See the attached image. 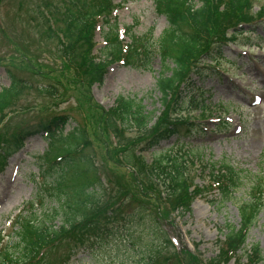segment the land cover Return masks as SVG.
I'll list each match as a JSON object with an SVG mask.
<instances>
[{
	"label": "rangeland",
	"instance_id": "rangeland-1",
	"mask_svg": "<svg viewBox=\"0 0 264 264\" xmlns=\"http://www.w3.org/2000/svg\"><path fill=\"white\" fill-rule=\"evenodd\" d=\"M214 5L219 3L213 0ZM55 0H0V90L10 85L7 71L26 84L19 98L9 108V114L0 125V144L25 126L51 119L54 116L67 115L68 123L63 131L62 140L56 142L51 154L53 158L66 151L65 143H76L78 139L66 137L73 128H79L84 135V151L93 155L101 176L112 191L119 188L128 190L125 209L148 207L160 212L165 209L168 216V229L172 241L177 246L185 245L196 253L203 262H209L219 253L224 236L220 228L227 224L239 225L240 214L237 201L246 200V191L251 178L264 174V25L255 28L249 23L263 18L264 0H250L244 11L250 15V21L223 15L227 9L220 8L217 15L210 9V16H204V26L196 27L201 42L211 46L213 41L222 39L223 56L216 50L211 58H203L206 65L214 67V74L200 77L193 74L190 86H184L181 98L170 101L169 112L179 115L197 125L187 141H178L177 137L163 142L159 147L143 151L149 161L154 155L169 151L185 155L190 161L191 177L195 183L204 184L206 173L198 172L204 165L230 163L245 176V185L240 189L234 201L222 203L217 199V190L196 195L190 214H177L169 205L161 207L156 200L141 198L136 200L138 182L133 170L120 162L117 137L106 128L104 111L115 107L117 98L134 99L144 106L150 116L157 117L163 109L161 93L157 79L163 69L161 58L157 55L149 67L133 66L127 61L110 63L106 73H87L86 66L68 52L64 38L55 31L48 16L47 4ZM212 0H200L198 7L211 6ZM116 9L112 14L117 22L122 47L130 44L128 54L133 47L141 49L135 38L144 43L156 42L168 25V18L157 7L155 0H115ZM189 21H195L192 5L186 6ZM49 23V26H47ZM255 30V34L238 33ZM105 31L98 25L94 32L97 44L95 52L106 50ZM122 51V50H121ZM125 51V49H124ZM140 65V64H138ZM172 66V65H170ZM170 74V73H166ZM43 85H49L57 91L56 95L43 91ZM198 105L204 106L202 109ZM131 116L137 117L132 113ZM149 119L147 114L145 120ZM200 126L205 130H200ZM120 139H134L140 131L136 127L126 126ZM145 142L136 148L144 147ZM49 150V140L44 135L28 139L25 147L9 160L6 170L0 174V234L6 236L13 231L14 217L23 209L24 204L35 197L39 184V165L41 157ZM200 156L202 162L197 160ZM164 187H159L163 189ZM132 197V198H131ZM131 198V199H130ZM147 201V203L144 202ZM39 204V202H38ZM41 207L37 206L38 211ZM109 240V241H108ZM101 249L102 264H120L130 259L123 248L118 247L120 239L109 238ZM259 243L264 249V210L249 231L247 248ZM89 259L91 260L89 262ZM244 260V258H243ZM242 260V261H243ZM39 264H94L87 252H71L68 245L61 243L52 249ZM228 264H237L231 261ZM259 264H264V260Z\"/></svg>",
	"mask_w": 264,
	"mask_h": 264
},
{
	"label": "trees",
	"instance_id": "trees-1",
	"mask_svg": "<svg viewBox=\"0 0 264 264\" xmlns=\"http://www.w3.org/2000/svg\"><path fill=\"white\" fill-rule=\"evenodd\" d=\"M199 1L158 0L157 7L168 18L167 27L155 43L144 44L141 39L135 40L142 50L135 46L125 55H122L118 40L117 23L111 21L114 0H55L47 4L52 28L64 38L70 55L86 66L84 70L87 73L104 74L108 65L120 58L133 66L145 67L151 65L155 55L161 58L163 69L157 79V87L164 109L158 118L150 123L153 116L141 103L121 96L115 107L104 111L103 122L119 140L115 150L120 162L130 167L139 181L137 192L140 197L135 196V199L156 200L159 209L169 205L171 210L177 209L184 214L192 211V197L202 190L191 177L190 164H196L195 160L190 161L185 155L171 151L167 154L166 151L154 155L149 161L142 152L157 148L173 137L187 141L190 133L198 130L193 128L191 121L171 115L168 109L170 101L181 98V86H190L193 74H203L199 63L212 53L213 44H203L196 28L204 26V16H210V9L214 11L215 8L213 14L217 15L223 8L227 9L223 15L229 14L242 21H250L251 18L244 11L250 0H218L217 5L212 0L209 8L204 4L196 8ZM189 5L195 12V21H189L185 9ZM98 23L108 27L105 38L110 45L95 55L94 32ZM216 47L220 49V46ZM9 76L12 79L10 86L0 91V125L26 86L22 82L24 79H17L12 73ZM41 88L52 95L57 94L49 85ZM132 113L137 117L131 116ZM147 114L149 119L145 120ZM66 122L63 116L37 122L0 144V173L27 138L38 134L57 138V131L62 134ZM126 126L136 127L140 131L139 136L125 141L120 139L127 130ZM71 135L80 140L66 145V151L60 152L48 162V166L41 167L43 182L37 189L36 199L28 201L15 217L12 234L7 237L0 234V264H39L61 243L68 245L71 252L89 253L94 264H102L101 249L109 238L120 239L117 246L123 248L130 258L129 263L123 261L120 264H203L196 254L186 248L177 249L173 244L164 228L167 220L165 209L155 212L140 206L125 212L128 190L126 193L124 188H119L118 193L112 191L101 176L93 155L84 151L85 143L79 145L83 140L87 142L84 135L79 133V129L72 131ZM141 142H145L144 147L137 149ZM197 160L202 162L200 156ZM199 171L206 173L204 187L209 191L217 189L222 203L234 201L235 193L245 185L243 173L230 163L219 166L210 162ZM246 196V200L237 201L240 225L228 224L222 229L224 240L219 254L208 264L228 263L233 258L237 264H258L264 260V250L258 243L245 250L249 230L264 208V174L256 173L251 178ZM36 202L42 206L39 211H34ZM243 250L244 253L239 254ZM243 257L246 261L241 263Z\"/></svg>",
	"mask_w": 264,
	"mask_h": 264
}]
</instances>
